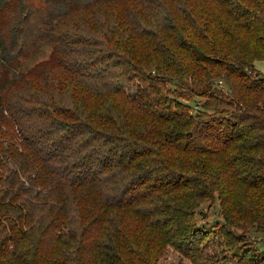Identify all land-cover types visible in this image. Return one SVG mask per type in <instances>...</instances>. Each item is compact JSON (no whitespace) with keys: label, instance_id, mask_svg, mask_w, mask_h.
Masks as SVG:
<instances>
[{"label":"trees","instance_id":"trees-1","mask_svg":"<svg viewBox=\"0 0 264 264\" xmlns=\"http://www.w3.org/2000/svg\"><path fill=\"white\" fill-rule=\"evenodd\" d=\"M42 42L0 85V264H264V0H0V51Z\"/></svg>","mask_w":264,"mask_h":264},{"label":"rangeland","instance_id":"rangeland-1","mask_svg":"<svg viewBox=\"0 0 264 264\" xmlns=\"http://www.w3.org/2000/svg\"><path fill=\"white\" fill-rule=\"evenodd\" d=\"M28 21L30 23V27H32L36 22V18H30ZM33 49L34 48H31V55L29 58L26 57L27 59L14 58V53L13 55L7 53L3 54V52L0 51V85L3 84L5 80H8L21 73H25L33 66L49 60L51 57L52 43L42 42L40 47L34 53ZM254 65L259 71L264 73V61H255ZM128 90L130 91L132 89L128 88ZM195 100L192 101V104ZM197 211L202 213V216L199 215L200 218L197 220L198 225H203L206 228H210L216 224V222H221L218 214L217 203L209 206L207 202H204L197 208ZM249 243V247H257L259 250H264V236H261L257 233L251 234ZM178 262L179 258H177L176 255L168 253L163 257V259H161L159 264H178ZM233 263H235V261L232 262V264ZM181 264L188 263L186 261H182Z\"/></svg>","mask_w":264,"mask_h":264},{"label":"built area","instance_id":"built-area-1","mask_svg":"<svg viewBox=\"0 0 264 264\" xmlns=\"http://www.w3.org/2000/svg\"><path fill=\"white\" fill-rule=\"evenodd\" d=\"M220 84H221V82H220Z\"/></svg>","mask_w":264,"mask_h":264}]
</instances>
